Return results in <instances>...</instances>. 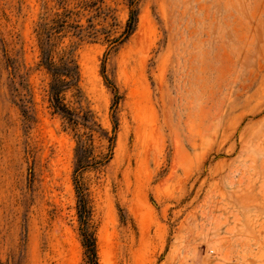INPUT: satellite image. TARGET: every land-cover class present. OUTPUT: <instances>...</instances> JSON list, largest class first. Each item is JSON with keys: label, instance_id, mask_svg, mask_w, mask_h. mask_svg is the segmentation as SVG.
I'll return each instance as SVG.
<instances>
[{"label": "rangeland", "instance_id": "rangeland-1", "mask_svg": "<svg viewBox=\"0 0 264 264\" xmlns=\"http://www.w3.org/2000/svg\"><path fill=\"white\" fill-rule=\"evenodd\" d=\"M76 182L99 264H264V0H0V264H83Z\"/></svg>", "mask_w": 264, "mask_h": 264}, {"label": "trees", "instance_id": "trees-1", "mask_svg": "<svg viewBox=\"0 0 264 264\" xmlns=\"http://www.w3.org/2000/svg\"><path fill=\"white\" fill-rule=\"evenodd\" d=\"M57 22V21H56ZM134 24V12L130 11L129 18L126 23V30L130 31ZM45 34V29L39 30V35L43 36ZM48 42L42 44V57L41 63L45 66L46 70L51 75L50 82V103L52 108L56 112L61 114L70 113L67 107L62 102L61 93L69 88L76 89L78 83V66L75 60L71 57L70 51H63L59 58L54 61L50 56L47 47L44 46ZM74 122V121H73ZM86 149L81 146L80 155L78 159L77 169H83L85 163L82 161L86 158ZM76 190L78 193V212L79 219L81 223V235H82V245L84 248V262L83 264H99L95 251V241L92 232L89 231V225L87 221V210L84 203V197L82 193V188L79 183L76 182Z\"/></svg>", "mask_w": 264, "mask_h": 264}]
</instances>
